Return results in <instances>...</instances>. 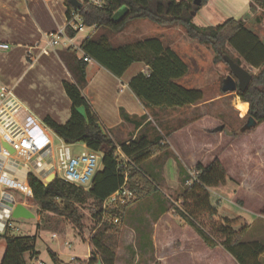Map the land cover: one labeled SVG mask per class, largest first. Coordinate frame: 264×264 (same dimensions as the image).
Segmentation results:
<instances>
[{"label": "trees", "instance_id": "16d2710c", "mask_svg": "<svg viewBox=\"0 0 264 264\" xmlns=\"http://www.w3.org/2000/svg\"><path fill=\"white\" fill-rule=\"evenodd\" d=\"M207 1L202 0L200 6H195L192 0H105L102 7H96L87 4V0L81 6L71 0H64L67 15L71 10L78 11L87 27L95 25L94 31L79 44L89 60H94L118 78L134 62L147 65L146 72L137 73L128 83L129 89L143 106L152 109L191 106L200 103L203 94L199 89L179 83L187 74L188 66L158 38L148 37L119 45H113L109 41V34L122 31L128 22L137 19L147 20L163 28L182 27L189 38L211 46L216 61L225 62L223 55H228L240 66L245 62L254 68H261L257 73L251 74L249 84L238 95L243 102L248 103L246 117L252 116L257 124H264V42L245 25L243 19L228 18L217 25H196L193 17ZM121 6H126L128 13L121 21L115 22L112 15ZM257 7L264 8V0H250V8ZM99 28L109 34H95ZM67 33L70 37L77 34L74 30H68ZM227 44L234 49L236 56L223 52ZM65 52L64 62L71 79L63 81L62 86L71 103L70 116L65 123H59L50 116H45L41 121L66 143H82L87 148L100 152L102 169L95 174L88 190L59 178L45 184L32 174L29 175L28 183L38 211L65 218L80 230L83 229L84 218L81 208L87 206L95 225L87 240L90 253L86 264H95L98 260L102 264H114L127 209L136 201L157 191L142 171L141 164L165 151L168 145L166 142L162 143V135L153 139L140 135L127 143H115L111 135L102 128L82 93L86 84L88 60L85 61L83 56L77 57L75 49L67 48ZM194 168L198 171L197 180L185 186L178 198L186 209L176 208V215L208 248L221 246L237 264H261L259 258L264 253V243L258 240L243 242L241 238L246 226L235 230L233 219L221 217L220 221L214 220L217 210L211 204L209 190L224 186L229 180L221 161L215 157L205 165L197 163ZM125 174L127 187L134 199L126 205L108 208L107 217L101 222L102 203L121 186ZM113 218H117V222L110 221ZM0 239L5 241L0 264H28L25 255L28 254L29 259H32L38 254L35 249L36 236L15 235L4 230L0 233ZM48 253L54 264H59L56 254L50 249Z\"/></svg>", "mask_w": 264, "mask_h": 264}, {"label": "rangeland", "instance_id": "374dc122", "mask_svg": "<svg viewBox=\"0 0 264 264\" xmlns=\"http://www.w3.org/2000/svg\"><path fill=\"white\" fill-rule=\"evenodd\" d=\"M251 13L250 16L244 18L245 25L264 42V14L253 12L252 9ZM254 17H258V21ZM129 24L130 22L123 29L127 34H130L131 30V27L127 26ZM153 25L158 27L155 24ZM143 26L145 27L146 24ZM90 30L91 28L86 27L83 31L78 32L77 39L84 38ZM149 30L151 29L147 27L145 31L149 32ZM102 32L106 31L99 28L95 34ZM111 34L109 36L114 35L112 40L115 43L134 40L135 38V36L128 37L123 34L117 37L118 33ZM193 41L189 43L184 40L177 47L178 53L188 66L187 74L180 81L186 87L201 90L203 94L201 102L210 100V106L195 109L185 106L181 109L169 110L160 114V117H155V123L164 135H168L170 128L173 129L179 126L178 129H183L180 132V137H178L179 142L176 141L179 147L171 138L168 140V137H164V135H162L164 139L162 143L166 142L168 147L173 146L171 151L176 152L178 158L186 165L187 170L194 167L195 163H187L185 152L194 151L195 153L198 151L196 159L203 164L216 157L224 166L228 160L227 158H231L236 160L233 164L236 170L243 167L244 170L248 171L250 174L249 179L251 178L250 181L253 183L251 190L245 189L243 191L244 189L239 188L238 185L241 180L239 175L232 178V184L228 183V180L226 187L224 185L209 190L211 204L217 210L214 220L220 221L221 217L233 219L235 230H240L243 225L246 226L241 238L243 242L258 240L264 243V152L259 154L257 150L260 146H257V149L254 147L256 142L252 140V134H249L253 128L244 132L240 130L246 123L247 112L244 115L240 112L241 115L234 108V103L240 99L238 91L224 93L221 90L224 81L231 75L229 67L225 62L215 60V52L211 46L199 43L196 40ZM223 52L236 56L234 49L228 44ZM241 66L251 74L257 73L261 69L254 68L245 62H242ZM39 121L41 120L39 119ZM165 121L168 122V129L162 126ZM186 123H192L193 125L190 127ZM220 125H223L225 130L234 133L235 136L233 134L231 136L227 135L224 130L221 132L214 131ZM262 127H264V124H259L254 128L257 134L264 131ZM48 131L52 135L49 128ZM170 132L172 131L170 130ZM204 134H207L208 138ZM254 139L256 140V138ZM198 142H200V146H195ZM241 142L244 143L241 144ZM54 144L58 145V140L55 137ZM70 146L75 155H80L84 151L82 143H74ZM101 164L98 167L99 170L102 167ZM11 191L17 201H21L18 192ZM182 192L183 190L179 186L174 192H165L170 198H167L165 193L158 195L160 203L169 209L167 217L172 222V226L167 228L168 231L163 237L157 235L154 242L147 239V235L153 232V226L150 215L148 216L145 212L150 214L147 209L149 205L157 212L158 204L154 199L144 200L142 203L145 205L142 204L143 209H141L143 212L138 211L135 214L136 211L130 210V214H127L128 221L125 220L129 223V226H123L120 232L114 264H237L221 246L213 249L208 248L196 233L185 225L182 219H179L175 209H186L181 200L178 199ZM142 199L136 202L139 203ZM29 204L33 203L30 202ZM30 211L34 215L31 218L11 219L13 226L18 228V231H12L11 233L36 236L35 249L38 252V260L30 261L28 254H26L25 258L28 264H54L48 249L57 254L59 264H86L89 257L86 256L89 250L87 240L91 229L95 225L92 213L87 206L81 208L84 215L83 229L81 230L65 218L49 212L38 211V207L35 205ZM129 227L135 230L134 234L129 233L131 230ZM67 242L70 244L69 246L66 245ZM1 247L5 250L3 239H0V261L4 253V251L1 252ZM71 257L77 259L71 260ZM259 259L261 264H264V253Z\"/></svg>", "mask_w": 264, "mask_h": 264}, {"label": "crops", "instance_id": "0c3cea01", "mask_svg": "<svg viewBox=\"0 0 264 264\" xmlns=\"http://www.w3.org/2000/svg\"><path fill=\"white\" fill-rule=\"evenodd\" d=\"M71 1L78 6H81L83 2V0ZM252 10L253 12H258V14H264V8L257 7ZM251 14L250 0H208L196 12L193 22L198 26H210L220 24L228 18L244 20L245 17ZM66 18L67 6L64 0H0V42L7 43L10 46L7 49L0 48V86L12 87L15 96L40 120H43L45 116H50L59 123H65L70 116L71 103L62 86L63 81L71 79V75L64 62L65 50L67 48L62 46L56 47V53L51 52L48 55H39L38 50L32 48L34 42L41 39L44 33L53 32L57 27L63 26ZM254 19L258 21L259 18L254 17ZM145 24L151 29L149 32L145 31L147 28L143 26ZM127 26L131 27L130 34L122 30L116 36L118 37L120 34L128 37L135 36L134 40L115 43L112 40L114 37L112 35L114 33H112V37L108 36V38L113 45L155 37L164 46H168L174 50L183 60L177 51L178 45L183 43L184 40H187L189 43L194 42L193 39L185 35L184 29L180 26L170 28L155 27L151 22L144 19L132 20ZM93 31L91 28L86 36ZM77 35L78 33L73 36V41L79 45L86 36L77 39ZM77 57H81V53L77 52ZM68 63L71 64L69 59ZM146 71V64L134 62L118 78L94 60L90 59L87 61L86 84L82 88V93L97 115L102 128L111 135L117 144L127 143L129 140H133L140 135H144L149 139H153L158 135H164L161 133V129L157 127L155 117H160V114L172 109L183 108L152 109L143 106L129 89L128 83L137 73ZM180 80L179 83H181ZM210 102V100H207L190 107L192 109L200 107L208 108ZM245 104L247 112L248 103L245 102ZM183 122L185 123L186 121ZM188 123L186 124L190 127L193 125L192 123ZM167 124L168 122L165 121L162 126L168 129ZM258 125L253 127L249 134H252V140L256 142L254 147L257 149V146H260L257 150L260 154V152H264V131L261 134H257L254 128ZM178 128L180 127L170 128L168 135H164V137H168V140L171 138L176 145L179 142L178 137H180V132L183 131L182 128ZM262 128L264 130V127ZM174 136L176 140L173 138ZM204 136H207V134H204ZM243 143L241 142V144ZM195 146H200V142L195 144ZM172 148L173 146L171 145L165 151L150 157L141 164L142 171L149 177L157 191L142 199L139 203L136 202L131 205L130 207L133 208L129 207L125 214V220H127V214L130 210L136 211V214L138 211H142V206L145 205L142 203L144 200L154 199L158 204V206L156 205L159 207L158 211L155 212V209L153 210L152 206L149 205L147 209L150 211V214L149 212H145L148 216L150 215L149 217H151V224L153 226V232L147 235V239L153 242L157 235L163 237L168 231L167 228L172 226V222L167 217L169 209L160 203L158 195L165 192H174L179 186L184 190L183 181L188 175L186 165L182 163L174 150L171 151ZM197 152H185L187 163H195V165L201 163L196 159ZM227 159L224 166L229 177L228 183L232 184V178H236L235 176L239 175L241 178L238 185L239 188L244 189L243 191L245 189L251 190L253 183L250 181L251 178L249 179L250 174L248 171L244 170L243 167L236 170L235 165H233L236 160ZM237 172L239 173L237 174ZM167 198L170 197L167 196ZM142 212L139 214L141 215ZM127 221H124L123 226H129ZM130 229L129 233L134 234L135 230L133 228ZM3 251L4 248L1 247V252ZM89 253L90 251L88 250L86 256H89ZM34 260H38L37 255L30 259V261Z\"/></svg>", "mask_w": 264, "mask_h": 264}, {"label": "built area", "instance_id": "2783aa9c", "mask_svg": "<svg viewBox=\"0 0 264 264\" xmlns=\"http://www.w3.org/2000/svg\"><path fill=\"white\" fill-rule=\"evenodd\" d=\"M104 1L87 0V4L102 7ZM86 27L82 15L71 10L63 26L57 27L53 32L44 33L41 39L34 42L32 48L37 49L39 55L56 53V47L59 46L72 48L81 53L83 59L87 61L89 58L67 33L68 30L78 33ZM90 28L94 30L95 25ZM9 47V44L0 42V48ZM54 137L58 140V145L54 144ZM70 145L72 144L66 143L53 132L51 135L42 121H39L15 96L12 87L0 86V226L5 219L6 211L15 204L21 203L29 210L34 205L37 206L28 183L31 174L45 184L52 175L53 179L59 178L83 190L89 189L102 163V154L82 144L84 151L80 155H75ZM121 155L126 159L123 154ZM197 177L198 171L190 167L184 186H189ZM11 190L18 192L21 201H17ZM133 199L134 195L127 187L125 174L121 186L103 201L101 222L106 219L108 208L126 205ZM30 202L34 205L29 204ZM11 219L13 218L9 216L3 231H18L11 223ZM117 220L110 219L113 222ZM66 245L70 244L67 242ZM76 259L71 257V260Z\"/></svg>", "mask_w": 264, "mask_h": 264}, {"label": "water", "instance_id": "95a60500", "mask_svg": "<svg viewBox=\"0 0 264 264\" xmlns=\"http://www.w3.org/2000/svg\"><path fill=\"white\" fill-rule=\"evenodd\" d=\"M202 0H192V4L195 6H200ZM128 13V8L126 6H121L118 10H116L112 19L115 22L121 21ZM223 60L227 63L231 75L226 78L223 85L221 86L222 92H233V91H243L247 85L249 84L252 75L249 71L245 70L242 66L235 63L228 55H223ZM257 125L256 120L252 116H248L246 123L241 127V132L250 130L251 128ZM224 126H217L214 131L221 132L223 131ZM227 135L231 136L232 132L224 130ZM10 151H12L10 149ZM53 180V176H49L47 181L50 182ZM11 216L12 218H31L33 217V213L21 203L15 204L11 209L6 211L5 219L0 226V233L3 231V227L8 219ZM95 264H102L100 260H98Z\"/></svg>", "mask_w": 264, "mask_h": 264}, {"label": "bare ground", "instance_id": "6f19581e", "mask_svg": "<svg viewBox=\"0 0 264 264\" xmlns=\"http://www.w3.org/2000/svg\"><path fill=\"white\" fill-rule=\"evenodd\" d=\"M234 108L241 112L243 115L246 113V110H247V106L245 104V102H243L242 100H237L236 103H234Z\"/></svg>", "mask_w": 264, "mask_h": 264}]
</instances>
